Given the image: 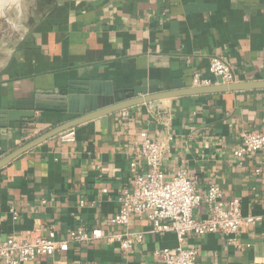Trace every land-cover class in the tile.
I'll return each instance as SVG.
<instances>
[{
    "label": "crops",
    "instance_id": "crops-1",
    "mask_svg": "<svg viewBox=\"0 0 264 264\" xmlns=\"http://www.w3.org/2000/svg\"><path fill=\"white\" fill-rule=\"evenodd\" d=\"M22 3L28 26L0 50V110L72 81L94 83L99 91L190 87L196 73L213 78V57L231 64L235 82L264 80V0ZM75 116L46 111L34 121L0 120V160ZM263 125L264 90L160 100L85 122L75 127L74 142L57 135L0 169V240L128 231L138 240L128 252L97 239L23 264H161L157 251L180 244L175 233H152V222L140 217L127 227L111 223L124 190L133 187L132 164L146 170L139 149L147 132L165 145L168 177L186 168L202 194L218 186L225 199L242 202L245 215L262 216L237 235L189 234L185 245L198 249L202 264H264V185L255 175L264 158L235 155L243 134ZM208 214L205 203L195 210L198 218Z\"/></svg>",
    "mask_w": 264,
    "mask_h": 264
},
{
    "label": "built area",
    "instance_id": "built-area-1",
    "mask_svg": "<svg viewBox=\"0 0 264 264\" xmlns=\"http://www.w3.org/2000/svg\"><path fill=\"white\" fill-rule=\"evenodd\" d=\"M209 72L213 78L196 73L193 86L235 82L233 67L223 57L211 59ZM60 135L64 142L76 140L75 128ZM141 136L139 158L145 161L146 170L140 173L136 171L137 163L132 164L136 173L133 187L124 190L120 198V210L111 219V223L127 227L134 217H140L152 222V233H175L180 244L157 251L161 264H202L198 249L185 245L189 234L218 233L233 236L262 220L260 215H245L242 202L239 199H225L218 186H210L202 194L198 189L197 177L186 168L168 177L162 166L165 145L153 140L147 132L141 133ZM255 153H261L264 158V125L261 129L243 134V143L235 155L242 158ZM255 175L262 177L264 185V165L255 169ZM204 203L209 207V214L205 218H198L195 210ZM97 239L117 243L125 252L131 251L138 241L134 233L104 231L100 228L71 231L66 239L57 238L54 231L47 236L32 232L26 236L0 240V262L23 264L41 256L53 255L59 250L66 252L72 244H86Z\"/></svg>",
    "mask_w": 264,
    "mask_h": 264
},
{
    "label": "water",
    "instance_id": "water-1",
    "mask_svg": "<svg viewBox=\"0 0 264 264\" xmlns=\"http://www.w3.org/2000/svg\"><path fill=\"white\" fill-rule=\"evenodd\" d=\"M2 1V0H1ZM10 10L15 0H5ZM6 16H0V20ZM264 90V80L215 83L206 86L180 87L167 91H158L156 87L146 85L133 89H114L111 85L104 90H96L95 84L87 81H72L58 91H37L33 98L19 101L15 109L0 110V120L10 122L34 121L37 112L57 111L76 114L75 117L57 125L46 133L36 137L0 160V169L14 159L39 144L85 122L114 114L144 103L179 97L222 94L229 92H249Z\"/></svg>",
    "mask_w": 264,
    "mask_h": 264
},
{
    "label": "rangeland",
    "instance_id": "rangeland-1",
    "mask_svg": "<svg viewBox=\"0 0 264 264\" xmlns=\"http://www.w3.org/2000/svg\"><path fill=\"white\" fill-rule=\"evenodd\" d=\"M22 1L23 0L19 2L20 4L17 3V7L14 6L12 8L7 17L0 20V50H2L5 45H11L28 26L25 19H27L28 12L30 11H25V8L22 7ZM7 13L8 10L1 13L0 16H6ZM38 15L39 14L34 13V15H31L30 19L35 20Z\"/></svg>",
    "mask_w": 264,
    "mask_h": 264
},
{
    "label": "bare ground",
    "instance_id": "bare-ground-1",
    "mask_svg": "<svg viewBox=\"0 0 264 264\" xmlns=\"http://www.w3.org/2000/svg\"><path fill=\"white\" fill-rule=\"evenodd\" d=\"M21 0H15L14 1V3L16 4V5H14V6H16L17 7V3L18 4H20L19 2H20ZM9 3H8V1L7 2H5V0H0V14L1 13H3L4 11H6V10H8V13L6 14V15H8L9 13H10V7H9ZM19 6V5H18Z\"/></svg>",
    "mask_w": 264,
    "mask_h": 264
}]
</instances>
